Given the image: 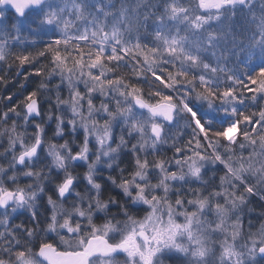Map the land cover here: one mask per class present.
<instances>
[{"label": "snow or ice", "instance_id": "1", "mask_svg": "<svg viewBox=\"0 0 264 264\" xmlns=\"http://www.w3.org/2000/svg\"><path fill=\"white\" fill-rule=\"evenodd\" d=\"M9 120L0 264H264V0H0Z\"/></svg>", "mask_w": 264, "mask_h": 264}, {"label": "trees", "instance_id": "2", "mask_svg": "<svg viewBox=\"0 0 264 264\" xmlns=\"http://www.w3.org/2000/svg\"><path fill=\"white\" fill-rule=\"evenodd\" d=\"M45 63H46L45 61H42V62H41V64H45ZM37 67H40V65H37ZM25 71H26V73H34V69H32V68L29 67V66H25ZM13 75H15V73H13ZM20 79H21V81H23V75H21ZM40 79H47V77L44 76V77L38 78V77H35V76L33 75V77H32V82L28 83V85H27V90H26L24 93H27V94H28V92L34 90V89L37 87V84L39 83ZM57 82H58L57 79H56V80H53V84H55V83H57ZM18 86H19V85H18V83H17V84H16V87H13V88H10V89H16ZM10 89H9V92L3 93V95H5V96L8 95V94L11 92ZM24 93H23V94H24ZM65 93H66V91L63 90V92L61 93V95L64 97ZM50 95H51V94H50L49 92H47V91H44V92L40 95V100H41V105H42L41 109L45 106L42 97L44 96L45 99H46V98L49 97ZM52 96H54V95H52ZM45 99H44V100H45ZM54 103H55V102H54ZM10 107H11V105H10ZM255 110H256L255 108H250V109H248V111H255ZM20 123H23V121H21ZM11 124H12V120H9L7 125L0 124V130H3L4 128H7V127H8L9 125H11ZM50 124H51V122H50ZM48 126H49V123H46V124H45V127L47 128V132H48L49 130H51V129H48ZM54 126H55V123H54ZM28 131H29V133L32 132L31 127L28 128ZM48 138H49V137L45 136V138H44L45 141L48 140ZM184 139L187 140L188 137L185 136ZM2 140H4V141H3V142H0V143L3 144V147H7V146H6V144H7V137L4 136V137L2 138ZM59 142H60V141L57 140L56 142H52V143H59ZM170 144H171V141H169V145H170ZM3 147H0V150H3ZM167 147H168L167 145H163V146H161L160 151L158 152V154H157L156 156H158V155H164V156H166V157H171V156H172V151H166V148H167ZM151 157L154 158L153 156H151ZM125 166H126L125 164H121V167H125ZM206 178H207V177H206ZM25 180H26V181H25L26 183H29V181H27V179H25ZM25 182H23V183H25ZM256 203H257L256 198H253V204H252L251 206L254 207V206L256 205ZM258 208H259V207H256V209H258ZM260 210H261V209H259V211H260ZM21 221H24V222L26 223V222H27V218H26V216H20V217H18V218L14 221V223H20Z\"/></svg>", "mask_w": 264, "mask_h": 264}, {"label": "rangeland", "instance_id": "3", "mask_svg": "<svg viewBox=\"0 0 264 264\" xmlns=\"http://www.w3.org/2000/svg\"><path fill=\"white\" fill-rule=\"evenodd\" d=\"M42 62V61H41ZM57 81H58V78H57ZM80 88H81V90H83V85H80ZM65 91H66V93H65V95H64V97L65 98H67V96H68V92H67V89H64ZM52 101H53V103L55 102V96H52ZM99 103H100V99L99 98H97L96 100H95V104L96 105H99ZM44 105H45V107H43V108H48L49 107V105L47 104V103H44ZM43 110V109H42ZM52 123L54 124L55 123V121H52ZM52 126H54V125H52ZM55 127V126H54ZM53 127V128H54ZM52 128V129H53ZM117 132H119V129L117 128ZM52 133V132H51ZM51 133L49 134V135H51ZM47 137H49L48 135H46ZM7 137V136H6ZM64 139H69V137H65ZM58 141H63V140H61V139H57ZM57 140H54V141H52V142H56ZM4 140H0V142H3ZM46 143L48 142V140H46L45 141ZM59 143H62V142H59ZM6 146H7V144H6ZM163 146V145H162ZM0 151H3V150H0ZM95 151V149L93 148V152ZM245 155H247V153H245ZM154 158H152V159H150V161L151 160H153ZM80 171H82V169H80ZM207 175H211V173L209 172ZM219 175H222V173H217V177L219 176ZM26 180L25 179H21V181H20V183H21V186H23V185H25V184H27L26 182H25ZM28 181V180H27ZM23 182H25V183H23ZM219 181L217 180V183H218ZM176 187H179L180 185L179 184H177V185H175ZM184 187L185 188H187L188 187V185H184ZM193 187H196V185H193ZM173 199H174V197H173ZM250 207H252L251 205H250ZM259 209L260 208H258V209H256V212L257 213H259L260 211H259ZM246 224H247V221H245V227H246ZM258 226V225H257ZM247 230V229H246Z\"/></svg>", "mask_w": 264, "mask_h": 264}, {"label": "bare ground", "instance_id": "4", "mask_svg": "<svg viewBox=\"0 0 264 264\" xmlns=\"http://www.w3.org/2000/svg\"><path fill=\"white\" fill-rule=\"evenodd\" d=\"M16 89H10V91L12 92V91H15ZM27 95V93H24L22 96H20V97H18V99L17 100H14L13 101V104H16V103H18L19 101H22L23 100V97L24 96H26ZM42 99H43V102H44V99H45V97L43 96L42 97ZM10 106V105H9ZM45 107V106H44ZM43 109V110H42ZM41 109V111H44L45 110V108H42ZM47 109V108H46ZM52 125H54L52 122H51V124H50V126H48V129H51V130H49L48 132H47V135L50 137L51 135H49L51 132H52V128L54 127V126H52ZM60 142H62L63 143V141H60ZM158 154V153H157ZM156 154V155H157ZM152 155H149V157H148V159L150 160V159H152V157H151ZM160 156H164V155H158V156H155L154 158H159Z\"/></svg>", "mask_w": 264, "mask_h": 264}]
</instances>
